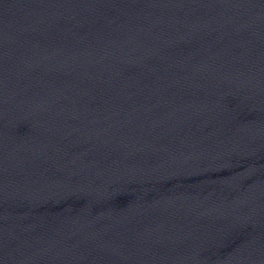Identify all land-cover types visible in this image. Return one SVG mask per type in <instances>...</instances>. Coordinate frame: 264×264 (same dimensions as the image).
I'll return each instance as SVG.
<instances>
[{
  "label": "water",
  "instance_id": "water-1",
  "mask_svg": "<svg viewBox=\"0 0 264 264\" xmlns=\"http://www.w3.org/2000/svg\"><path fill=\"white\" fill-rule=\"evenodd\" d=\"M0 264H264V0H0Z\"/></svg>",
  "mask_w": 264,
  "mask_h": 264
}]
</instances>
